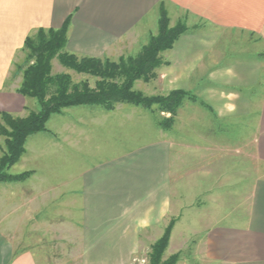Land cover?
I'll return each instance as SVG.
<instances>
[{
	"label": "crops",
	"instance_id": "0c3cea01",
	"mask_svg": "<svg viewBox=\"0 0 264 264\" xmlns=\"http://www.w3.org/2000/svg\"><path fill=\"white\" fill-rule=\"evenodd\" d=\"M161 6L186 30L135 84L187 93L171 126L126 103L51 116L13 166L33 175L0 192V264H42L37 228L55 221L50 244L82 264H129L175 214L200 229L191 264H264V0H0V113L35 109L17 92L28 35L67 21L66 52L117 60L156 35Z\"/></svg>",
	"mask_w": 264,
	"mask_h": 264
},
{
	"label": "trees",
	"instance_id": "16d2710c",
	"mask_svg": "<svg viewBox=\"0 0 264 264\" xmlns=\"http://www.w3.org/2000/svg\"><path fill=\"white\" fill-rule=\"evenodd\" d=\"M185 27L182 22L169 27L166 10L161 6L156 35L150 36L136 56L121 57L116 62L66 52L67 21L57 30L41 28L28 35L22 46L26 65L18 68L22 80L17 92L23 97L34 98L39 110L36 113L31 111L23 118L6 112L0 113V136L4 137L5 144V151L0 156V181L20 180L29 174L24 172L9 175L5 171L24 152L26 138L31 133L44 130L48 117L63 108L93 105L112 110L117 103H126L149 109L155 105L159 113L170 114L169 118L158 119L157 124L170 127L178 107L188 96L187 93L171 90L166 95L148 96L135 90L133 84L137 80L148 82L156 77V69L162 64L159 53L170 50L175 40L185 32ZM53 58L70 70L94 78L93 86H90L87 79L74 84L67 74H52L50 70ZM173 223L170 221L162 236L152 245L150 264H162V254L168 244ZM176 259V256H172L163 264H172Z\"/></svg>",
	"mask_w": 264,
	"mask_h": 264
},
{
	"label": "rangeland",
	"instance_id": "374dc122",
	"mask_svg": "<svg viewBox=\"0 0 264 264\" xmlns=\"http://www.w3.org/2000/svg\"><path fill=\"white\" fill-rule=\"evenodd\" d=\"M149 39H150V37L148 38V41H149ZM143 46H141V48ZM141 48H139V50L135 54H132V55H129V56H125V57L122 56V57L126 58V57H130V56L131 57L132 56H136V54H138L140 52ZM25 58H26V55H25ZM119 59L110 60V61L116 62ZM24 63L21 65L22 68L25 67V65H26V63L25 64ZM50 71L54 75L58 74V73L59 74H67V75H69L70 79H71V82L74 83V84H78L81 81L84 82V80L87 79L89 81L90 86H93V83H94V80H95L94 78L90 77L89 75H85V74H82V73H77L74 70H70V68H67V67L63 66L62 64H60L59 61L56 58H53L51 60V70ZM20 75H21V72H20ZM154 79H152V80H154ZM21 80H22V75H21ZM137 81L143 82L142 80H137ZM134 84H135V82H134ZM134 84H133V87H134L135 90H137V89H141L142 90L144 88V86H145L142 83H136L135 85ZM29 99H31L32 102H34L35 109L32 108L30 110L28 108L29 109L28 110V114L31 111L32 112L34 111L35 113L38 112L39 105H38L37 101L34 98H29ZM31 100H29V101H31ZM65 109H67V108L61 109L60 112H58V113L51 114L48 117V119L51 116H53V115L60 114ZM156 109H157V106H155V105L152 106L151 108H149V110H151L152 113L154 114L155 120L156 119L158 120L160 117H157V115H159V112ZM27 115H25L23 117H26ZM14 117H17V116H14ZM23 117H21V118H23ZM46 124H47V120L45 122L44 130L38 131L36 133H31L30 135L46 131L47 130V125ZM25 142H26V140H25ZM25 144L26 143H24V145ZM4 151H5L4 137L0 136V156L2 155V153ZM24 153H25V146H24V152L21 154L19 159L13 165H11L5 172H6V174H9V175H17V174L24 173V172H26V173L28 172L29 174L26 175L24 178H22L20 180H9V179L1 180L0 181V188H1L0 192H4L5 190H6V192H13V190H12L13 184L15 185V183L17 184V183H23V182L26 183V181H28V179L33 175V171H21L20 173H13V166L18 163V161L20 160V158L22 157V155ZM200 202L201 201H199V204H200ZM183 213L184 212H181V214H179V215H182ZM186 213L187 212H185L184 214H186ZM40 216H41L42 220H45V219L51 220L50 218H48V217H50V213H47V214L46 213H42V214H40ZM185 216L186 215H184L183 217H185ZM177 219H178V215H176V214L174 216H170V218H169V220H168V222L166 223L165 226H167L170 223V221H173L174 222L173 223V227H174V225L177 222ZM195 223H196L195 221L193 223L190 222L189 225H188V223H184V224L180 223V225H178L175 228L171 227L172 229H171V232H170L169 241H168V244L166 246V249H165L164 253L162 254V259H161L162 264L163 263H167L172 258V256H176L177 257L176 261L173 262L174 264H191L190 256H192V255L190 253H191V251H193L195 248L198 247V246H195L194 244L191 243V241H192L191 238L192 237L189 234V231L193 229L192 226L193 227L196 226ZM54 226L55 227H53V230L51 232L52 234L49 233L50 230L46 231V229L37 228L38 230H37V234L36 235H37V239H38V244L36 246H37V249L39 250L38 253H39V255L42 256L41 258L47 259V260H43L42 264H82V262L78 259L79 251L77 250V246L76 245L70 244V243L62 244V245H59V244H56V245L53 244L52 245V244H50L51 237H53V236H56V237L59 236L60 237L59 234H55L57 232L56 231V227L58 226L57 221H55ZM195 229H198V231L200 230L198 227H196ZM73 235L74 234L70 233V235H68V236L73 237ZM62 236H64V235H62ZM40 237H47V238L39 239ZM159 238H157L156 240H158ZM156 240H153L152 242L149 241V243H147V244H143L140 247V250H139L138 254L135 256V258L129 264H150L149 255L151 254V247L156 242ZM197 264H205V263L198 261Z\"/></svg>",
	"mask_w": 264,
	"mask_h": 264
}]
</instances>
